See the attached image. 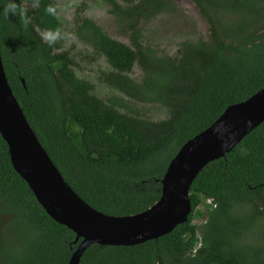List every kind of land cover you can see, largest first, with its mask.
Returning a JSON list of instances; mask_svg holds the SVG:
<instances>
[{
    "label": "trees",
    "instance_id": "trees-1",
    "mask_svg": "<svg viewBox=\"0 0 264 264\" xmlns=\"http://www.w3.org/2000/svg\"><path fill=\"white\" fill-rule=\"evenodd\" d=\"M101 1L130 45L82 17L74 34L106 59L111 71L103 83L167 109V119L142 118L123 99H100L77 78L69 54L59 52L62 40L49 46L40 36L49 28L64 32L58 16L45 11L57 7L53 0L36 9L16 0L28 8L27 27L18 15L7 18L0 0V54L29 125L68 185L100 213L132 216L159 201L166 169L187 141L264 89V0H192L209 36L184 41L175 57L144 46L142 30L175 12L174 0ZM135 65L139 82L130 77ZM189 200L188 221L172 233L134 247L94 245L79 264H264V123L200 171ZM196 215L201 225L193 224ZM75 241L14 171L0 135V264H68Z\"/></svg>",
    "mask_w": 264,
    "mask_h": 264
},
{
    "label": "water",
    "instance_id": "water-1",
    "mask_svg": "<svg viewBox=\"0 0 264 264\" xmlns=\"http://www.w3.org/2000/svg\"><path fill=\"white\" fill-rule=\"evenodd\" d=\"M221 123L235 133L224 147L214 133ZM263 123L264 89L229 106L210 127L180 148L161 180V197L151 208L132 216L105 215L73 191L48 156L11 90L0 54V135L14 171L39 205L53 221L76 235L75 243L81 240L68 264H79L91 246L134 247L185 224L192 211L190 188L200 171L223 158Z\"/></svg>",
    "mask_w": 264,
    "mask_h": 264
},
{
    "label": "rangeland",
    "instance_id": "rangeland-1",
    "mask_svg": "<svg viewBox=\"0 0 264 264\" xmlns=\"http://www.w3.org/2000/svg\"><path fill=\"white\" fill-rule=\"evenodd\" d=\"M53 1L58 7L57 16L65 34L59 52L69 54L77 78L90 83L93 86V94L100 99L105 101L110 98L123 99L134 113H138L142 118L156 122L167 119V109L157 104L134 102L103 83L102 74L111 71L106 59L97 55L92 47L80 41L74 34L75 20L77 17H82L96 23L110 38L130 45L129 39L119 31L109 7L101 0ZM174 2L175 12L161 14L142 26L144 46L152 47L159 55L175 57L180 44L184 41L207 40L209 36V26L192 0H174ZM130 77L137 82L142 79V73L137 65L134 66ZM205 210L206 204L203 203L198 211L204 214ZM203 221V217L196 215L193 224L198 226Z\"/></svg>",
    "mask_w": 264,
    "mask_h": 264
},
{
    "label": "clouds",
    "instance_id": "clouds-1",
    "mask_svg": "<svg viewBox=\"0 0 264 264\" xmlns=\"http://www.w3.org/2000/svg\"><path fill=\"white\" fill-rule=\"evenodd\" d=\"M40 0H31V7L36 9L39 7ZM45 11L52 16L57 15V7L49 5ZM3 14L9 18V15H18L19 20L23 21L25 27L31 23V17L28 15V8L22 6L21 3H17L16 0H6L3 7ZM41 39L45 41L49 46H53L58 40L65 38V34L60 27L55 29H44L40 32ZM217 138L222 141L221 146H227L230 140L234 139L235 133L232 131L230 126H226L221 123L214 130Z\"/></svg>",
    "mask_w": 264,
    "mask_h": 264
},
{
    "label": "built area",
    "instance_id": "built-area-1",
    "mask_svg": "<svg viewBox=\"0 0 264 264\" xmlns=\"http://www.w3.org/2000/svg\"><path fill=\"white\" fill-rule=\"evenodd\" d=\"M207 203H210V201H207Z\"/></svg>",
    "mask_w": 264,
    "mask_h": 264
}]
</instances>
